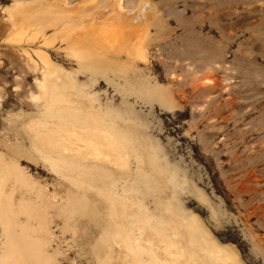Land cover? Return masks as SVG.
Wrapping results in <instances>:
<instances>
[{"label":"rangeland","instance_id":"374dc122","mask_svg":"<svg viewBox=\"0 0 264 264\" xmlns=\"http://www.w3.org/2000/svg\"><path fill=\"white\" fill-rule=\"evenodd\" d=\"M119 1L138 54L81 60L115 0H0V264H264V0Z\"/></svg>","mask_w":264,"mask_h":264},{"label":"bare ground","instance_id":"6f19581e","mask_svg":"<svg viewBox=\"0 0 264 264\" xmlns=\"http://www.w3.org/2000/svg\"><path fill=\"white\" fill-rule=\"evenodd\" d=\"M122 1V0H121ZM124 1V0H123ZM126 1V0H125ZM106 4V3H105ZM125 4L123 3V5H121V3H120V1L119 0H115V2L113 3V4H111V5H109L108 6V4H106V5H104L103 6V9L104 10H102V12H107V16L106 17H104L103 15V17L105 18L104 19V21L102 22V23H104V26H106L107 28L106 29H108V34H106L105 36V39L107 38V37H110V39H109V41H107L108 43L107 44H105L104 45V47H102V48H100V49H98V51H94L92 48H90V47H88V46H86L85 44L83 45V46H81L80 44H78V46H76V47H74V52H75V54L81 59V60H91V58H94L95 60H97L100 56H106L107 58H109V59H113L115 56H119L120 54H121V52H123L124 50H126V51H128V53L130 54V55H135V52H136V54H138V46H139V40H140V37H139V35H142V34H138V40L136 41L135 40V29H143V27L145 26V20L143 21L142 19H143V15H141V14H143V9H142V7H141V14L139 13V15L136 17L137 18V20H138V22L141 20V24H139L138 26H136L135 24H133V23H131L130 21H129V15H133V18H134V20H135V12L134 13H132V14H129L128 12H126L125 11V7H123ZM126 5H128V4H126ZM140 7V6H139ZM133 8H134V6H133ZM129 9H131V8H129ZM128 9V10H129ZM147 11V10H146ZM101 13V12H100ZM140 16V17H139ZM139 17V18H138ZM99 19H101L100 17H97L96 18V21L97 20H99ZM136 20V21H137ZM97 23V22H96ZM102 23H100V25H103ZM147 23V22H146ZM136 24H137V22H136ZM148 25V24H147ZM146 27H148V26H146ZM95 29V28H94ZM126 29H129V31H127ZM131 29V30H130ZM130 39V41H128ZM77 40V39H76ZM99 44V43H98ZM91 46V45H90ZM94 46V45H93ZM96 47V46H95ZM142 50V49H141ZM93 60V59H92ZM94 60V61H95ZM48 61V60H47ZM50 63V62H49ZM48 63V64H49ZM53 65V64H52ZM90 66V65H89ZM91 68H93V67H91ZM49 69V68H48ZM51 69V68H50ZM52 70V69H51ZM50 71V70H49ZM53 73V72H52ZM51 73V74H52ZM46 74H47V72H46ZM49 74V73H48ZM51 74H49V75H51ZM46 77V76H45ZM49 78H50V76H49ZM48 79V78H47ZM47 81V80H46ZM49 81V80H48ZM48 83V82H47ZM49 83H50V81H49ZM43 84V83H42ZM46 84V83H45ZM44 84V85H45ZM52 85V84H51ZM61 85V84H60ZM55 86H56V84H55ZM59 86V85H58ZM57 86V87H58ZM63 86V85H62ZM46 88H47V86H45ZM49 87V86H48ZM53 87V86H52ZM51 87V88H52ZM56 87V88H57ZM61 87V86H60ZM60 87L58 88V89H60ZM50 88V89H51ZM55 88V87H54ZM52 90H56V89H52ZM52 90H51V93H53L52 92ZM61 90H62V88H61ZM57 91V90H56ZM46 93H48L49 94V92H46ZM58 93H59V90H58ZM57 92H56V94H58ZM47 94V95H48ZM55 94V93H54ZM63 94V93H62ZM61 94V92H60V95H62ZM51 95V94H50ZM53 96V95H52ZM57 96V95H56ZM55 96V97H56ZM64 96V95H63ZM51 97V96H50ZM49 97V98H50ZM60 98V97H59ZM65 98H67V97H65ZM51 99V98H50ZM56 99H58V96L56 97ZM56 99H55V101H56ZM64 100V99H63ZM66 100V99H65ZM50 101V100H49ZM52 101H54V99L52 98ZM62 100L60 99V103L62 104L63 103V101L61 102ZM50 103V102H49ZM52 103V102H51ZM56 103H57V101H56ZM52 105V104H51ZM54 105V104H53ZM57 105V104H56ZM60 105V104H59ZM48 106V105H47ZM50 106V105H49ZM53 107H55V106H53ZM60 107V106H59ZM73 107V106H72ZM74 108V107H73ZM76 108V107H75ZM78 108V107H77ZM80 109V108H79ZM80 110H82V109H80ZM53 111V110H52ZM89 112H90V109H89ZM71 114V113H70ZM70 114H69V116H70ZM90 115V114H89ZM95 116V115H94ZM66 117H67V115H66ZM78 117H80V116H78ZM98 117V116H97ZM71 118V117H70ZM73 118V117H72ZM75 118H77V117H75ZM87 118H89V117H87ZM96 118V117H95ZM94 118V119H95ZM66 119V118H65ZM83 119V118H82ZM81 120V119H80ZM86 120V119H85ZM90 120V119H89ZM96 120H98V118L96 119ZM100 120V119H99ZM69 122V121H68ZM71 122H73V121H71ZM81 122H82V120H81ZM87 122H88V119H87ZM63 123V122H62ZM62 123H60V124H62ZM58 125H59V123H57ZM56 124V125H57ZM57 125V126H58ZM64 125V127H65V125H67V124H63ZM88 125V124H87ZM89 125H91L90 123H89ZM60 126V125H59ZM83 126V125H82ZM92 126V125H91ZM97 126V125H96ZM99 126V125H98ZM68 127V126H67ZM67 127H65V128H67ZM72 127H74V126H72ZM87 127V126H86ZM58 128V127H57ZM88 128V127H87ZM101 128V127H100ZM103 128V127H102ZM56 129V128H55ZM68 129V128H67ZM75 129V128H74ZM77 129H78V126H77ZM80 129H82V128H80L79 127V129L78 130H80ZM92 129V128H91ZM94 129V128H93ZM107 129V128H106ZM57 130V129H56ZM59 130V129H58ZM77 130V131H78ZM83 130H85V128L83 129ZM83 130H81V131H83ZM103 130V129H102ZM55 131V130H54ZM70 131V130H69ZM68 132V131H67ZM79 132V131H78ZM86 132H89V130L88 131H86ZM92 132H94V131H92ZM91 132V133H92ZM58 132L56 131V135H58L57 134ZM95 133H96V131H95ZM101 133H103V132H101ZM114 133V132H113ZM112 133V134H113ZM100 134V133H99ZM105 135L106 134H108V133H104ZM60 135H62V134H60ZM71 136H72V138H70V139H74L73 137L74 136H76L78 139H80L81 141H83L84 143H85V146H86V148H87V150H88V152L89 153H92V154H95V155H101V154H103V153H105L104 152V150L102 149V147L100 146V139H101V136H99L100 138H99V142L97 141V138H96V141L94 140V138H95V136H93V138H91V137H86V136H82V135H80V133L78 134V133H74V134H70ZM69 135V137H71ZM93 135V134H92ZM96 135V134H95ZM59 136V135H58ZM58 136H57V138H58ZM98 135H96V137H97ZM113 136V135H112ZM64 137V136H63ZM116 136H114V138H115ZM54 138V137H53ZM52 138V139H53ZM56 138V137H55ZM60 138V137H59ZM120 138H122V137H120ZM62 139V138H61ZM60 139V141H62ZM68 139V138H67ZM111 139V138H110ZM117 139H119V137H117ZM54 140V139H53ZM55 140H57V139H55ZM77 140V139H76ZM76 140H75V142H76ZM109 139H106V141H108ZM121 140V139H120ZM58 141V140H57ZM79 141V140H78ZM106 141H103L102 140V143L103 142H106ZM119 141V140H118ZM122 141V140H121ZM120 141V142H121ZM54 141H52L51 140V143H53ZM62 142H64V140L62 141ZM67 142H68V140H67ZM67 142H66V144H67ZM75 142H74V144H75ZM98 144H97V143ZM123 142V141H122ZM55 143V145L54 146H56V144H57V142H54ZM59 143V142H58ZM79 143V142H78ZM77 143V144H78ZM109 143V142H108ZM107 143V144H108ZM65 144V145H66ZM124 144V143H123ZM52 145V144H51ZM63 145V144H62ZM65 145H63V147L65 146ZM101 145H103V144H101ZM113 145V144H112ZM67 146H68V144H67ZM77 146V145H76ZM105 146H106V144H105ZM104 146V148H107V147H105ZM107 146H109V145H107ZM57 147V146H56ZM55 147V148H56ZM68 148V147H67ZM79 148V147H78ZM109 148H110V146H109ZM113 148V147H112ZM115 148V147H114ZM114 148H113V150H114ZM124 148V147H123ZM65 149V148H64ZM63 149V150H64ZM74 149V148H73ZM81 149V148H80ZM80 149H79V151H80ZM111 149V148H110ZM109 149V150H110ZM119 149V148H118ZM122 149V148H121ZM63 150H62V152H63ZM66 150V149H65ZM64 150V151H65ZM68 150V149H67ZM66 150V151H67ZM120 150V149H119ZM118 150V151H119ZM57 151V150H56ZM70 151V150H69ZM77 151V150H76ZM116 151V150H115ZM118 151H116V152H118ZM78 152V151H77ZM114 152V151H113ZM121 152V151H120ZM120 152H118V153H120ZM126 152V151H125ZM64 153V152H63ZM62 153V154H63ZM70 153V152H69ZM72 153L73 154H75L73 151H72ZM66 154V153H65ZM67 154H68V152H67ZM77 154V153H76ZM109 154V153H108ZM114 154V153H113ZM121 154V153H120ZM64 155V154H63ZM94 155V156H95ZM115 155H117V153L115 154ZM126 155H127V153H126ZM56 157L58 156V155H55ZM62 156V155H61ZM69 156V155H68ZM77 156V155H76ZM75 156V157H76ZM82 156H83V153H82ZM82 156H80V157H82ZM93 156V157H94ZM111 156H113V155H111ZM118 156H119V154H118ZM124 157H126L125 155H123ZM58 157H60V156H58ZM63 157V156H62ZM71 157V156H70ZM90 157V156H89ZM95 157H97V156H95ZM98 157H100V156H98ZM108 157H110V156H108ZM117 157V156H116ZM121 157V156H120ZM61 158V157H60ZM83 158H85V154H84V156H83ZM103 158H104V156H103ZM112 158V157H111ZM54 159V158H53ZM110 159V158H109ZM114 159H115V156H114ZM119 159V158H118ZM117 159V161H121L122 160V158L121 159H119L118 160ZM100 160H101V158H100ZM113 160V159H112ZM58 161H60V160H58L57 159V161H56V159H55V161L54 162H56V163H54V164H58L57 162ZM103 161V160H102ZM104 161H105V159H104ZM123 161H125V160H123ZM123 161H121L120 162V164H122V162ZM127 161V160H126ZM115 162V161H114ZM64 163V162H63ZM117 163V162H116ZM119 163V162H118ZM65 164V163H64ZM64 164H63V166H64ZM61 165V164H60ZM67 165L68 164H66V167H67ZM71 165V164H70ZM123 165H124V162H123ZM58 167H59V165H57ZM56 166V167H57ZM62 167V166H61ZM72 168H74L73 166H72ZM57 169H59V168H57ZM63 170H65L64 168H62ZM75 169H76V167H75ZM62 170V171H63ZM79 170V169H78ZM60 171H61V168H60ZM61 171V172H62ZM75 171V170H74ZM77 171V170H76ZM63 172H65V171H63ZM62 172V173H63ZM65 175H67V173H65ZM83 175V174H82ZM82 177V176H81ZM78 179V178H77ZM81 179V178H80ZM75 181H76V179H74ZM80 181V180H79ZM78 180H77V182H79ZM81 182H83V180H81L80 181V183ZM79 184V183H78ZM91 185V184H90ZM116 185V184H115ZM82 186V185H81ZM111 186H114V185H112V183H111ZM116 187V186H115ZM114 187V188H115ZM110 188H113V187H110ZM113 188V189H114ZM103 190V189H102ZM106 190V189H105ZM109 190V189H108ZM115 190V189H114ZM114 190H112L113 191V195H114ZM111 191V190H110ZM102 192V191H101ZM104 192H107V191H104ZM112 195V196H113ZM111 196V197H112ZM109 197H110V195H109ZM112 199V198H111ZM111 199H109V201L111 200ZM114 202V201H113ZM116 202H117V200H115V205H116ZM110 204H113V203H110ZM118 204V203H117ZM120 205V204H119ZM117 208V207H116ZM110 212V211H109ZM108 215V214H107ZM110 217H111V215H110ZM108 220H109V216H108ZM110 220H111V218H110ZM117 220V219H116ZM110 222H112V220L110 221ZM109 222V223H110ZM115 224V223H114ZM111 225H112V223H111ZM115 226H119V225H116L115 224ZM175 227V226H174ZM180 227V226H179ZM176 229H178V228H176ZM180 230H181V228H180ZM195 230V229H194ZM178 231H179V229H178ZM182 231H184V230H182ZM189 231V230H188ZM186 232H187V229H186ZM184 234V233H183ZM158 235V234H157ZM171 236L170 237H172L173 235L175 236V234H173V233H171L170 234ZM179 235V234H178ZM180 235H182V233H180ZM180 235H179V237H180ZM185 235V234H184ZM194 235V234H193ZM199 235H201V234H199ZM204 235V234H203ZM155 236V235H154ZM153 236V237H154ZM177 236V235H176ZM191 236V235H190ZM195 236V235H194ZM164 237V236H163ZM183 237H186V236H183ZM182 237V238H183ZM189 236H187L186 237V239L188 238ZM201 237V236H200ZM206 237V236H205ZM204 236H203V238H205ZM155 238V237H154ZM158 238V237H157ZM174 238V240L172 239V242L171 243H173V241H175V237H173ZM181 238V237H180ZM192 238V237H191ZM197 238H199V236L197 237ZM189 239H190V237H189ZM206 239V238H205ZM209 239H211V238H209ZM208 239V237H207V239H206V241H208L209 240ZM158 241H159V239H157ZM170 240H171V238H170ZM180 240H182V239H180ZM190 240H192V239H190ZM199 240H200V238H199ZM141 241V240H140ZM153 241V240H152ZM161 241H163V243H165L166 242V244H167V238H166V241L164 242V239L163 238H161ZM195 241V240H194ZM196 241H198V240H196ZM205 241V242H206ZM210 241H212V239L210 240ZM142 242V241H141ZM175 242H177V241H175ZM185 242V241H184ZM193 242V241H192ZM202 242V241H201ZM150 243V242H149ZM152 243V242H151ZM150 243V244H151ZM162 242L160 243V245L162 244V246H164V244H163ZM198 243V242H197ZM196 243V244H197ZM200 243V242H199ZM198 243V244H199ZM207 243V242H206ZM209 243V242H208ZM216 243V242H215ZM165 244V245H166ZM175 244V243H174ZM179 244H182V243H179ZM184 244H186V243H184ZM195 244V243H194ZM193 244V245H194ZM195 244V245H196ZM201 244V243H200ZM159 245V246H160ZM178 245V244H177ZM189 246H190V244H188ZM195 245H194V247H195ZM203 244H201L200 246H202ZM207 245V244H206ZM208 245H210V244H208ZM153 246V245H152ZM155 246V245H154ZM158 246V245H157ZM173 246V245H172ZM174 246H176V245H174ZM180 247L182 246V245H179ZM179 246L178 247H175L176 249H178L179 248ZM196 246H198V245H196ZM212 246V245H211ZM214 246V245H213ZM217 246V245H216ZM169 246H166L165 248H168ZM218 247H222V246H220V245H218ZM142 248V247H141ZM144 248V247H143ZM149 247H147V249H148ZM160 247H158V249H159ZM184 248V247H183ZM188 248V247H187ZM186 248V249H187ZM211 248V247H210ZM210 248H208V249H210ZM226 248V247H225ZM157 248L155 249L154 248V250H156V252H157V250H158ZM163 249H164V247H163ZM172 249H173V247H172ZM180 249V248H179ZM178 249V250H179ZM182 249V248H181ZM181 249H180V251H181ZM190 249H192V248H190ZM196 249V248H195ZM207 249V248H206ZM205 249V250H206ZM220 249V248H219ZM222 249V251H223V249L224 248H221ZM174 250V249H173ZM183 251H184V249H182ZM188 250H189V248H188ZM197 250V249H196ZM212 250H214V249H212ZM12 251V250H11ZM150 251H152V250H150ZM179 251V252H180ZM186 251V250H185ZM200 250L198 249V252H199ZM203 251V250H202ZM208 252H209V250H207ZM211 251V250H210ZM221 251V252H222ZM164 252V251H163ZM175 253H177L178 254V252H176V250L174 251ZM182 252V251H181ZM187 252V251H186ZM190 252V251H189ZM189 252H187V253H189ZM194 252H196V251H194ZM198 252H196V253H198ZM201 252V251H200ZM211 252H213V251H211ZM219 252V254L217 255V252L215 253V252H213L212 253V255H214V262H221V263H223V264H239L238 263V261L236 260L237 258H235L234 256H233V254L232 255H228V254H226V252L224 251V255L222 256L221 254V252L220 251H218ZM229 253H230V251H228ZM227 252V253H228ZM158 253V252H157ZM161 253V252H160ZM203 254L205 253V252H202ZM215 253V254H214ZM232 253V252H231ZM12 254V253H11ZM166 254V253H165ZM177 254H176V256H177ZM191 254L192 253H190V255H188V256H191ZM195 254V253H194ZM203 254H202V256H203ZM207 254V253H206ZM211 255V253L209 252L208 253V255ZM167 255V254H166ZM178 255H180V254H178ZM199 255V254H198ZM9 256V255H8ZM11 256V255H10ZM13 256V255H12ZM12 256L10 257V259L12 258ZM184 256V255H183ZM193 256H195V255H193ZM200 256H201V254H200ZM154 257V256H153ZM158 257V256H157ZM168 257H169V255H168ZM170 257H172V256H170ZM192 257V256H191ZM205 257V256H204ZM15 258V257H14ZM177 258V257H176ZM178 258H179V256H178ZM177 258V259H178ZM180 258L181 259H184L185 260V257L184 258H182V256L180 255ZM180 258H179V260H180ZM196 257H194V259H195ZM197 258H200V257H197ZM211 259V257H208V259ZM213 258V257H212ZM13 259V258H12ZM42 259V258H41ZM44 259V258H43ZM170 259V258H169ZM201 259V258H200ZM14 260V259H13ZM16 260V259H15ZM47 260V259H46ZM139 260V259H138ZM9 261V262H8ZM7 261V263H11L12 264V261L10 262V260H8ZM18 261H21V260H19L18 259ZM141 261H142V259H141ZM158 261H159V259H158ZM166 261H167V259H166ZM168 261H170V264H176V262H178L177 260H175V259H171V260H168ZM186 261V260H185ZM191 261V260H190ZM196 261H198L197 259H196ZM200 261V260H199ZM202 261V260H201ZM206 261V260H205ZM208 262H209V260H207ZM42 262V261H41ZM40 262V263H41ZM139 262H140V260H139ZM144 262V261H143ZM160 262H162V261H159L158 262V264H160ZM186 262H188V260L186 261ZM192 262V261H191ZM194 262V261H193ZM192 262V263H193ZM213 262V261H212ZM240 262V261H239ZM13 263H16V264H18V263H20L21 264V262H18L17 263V261H15V262H13ZM43 263V262H42ZM47 263H49V262H47ZM46 263V264H47ZM188 263H190V262H188ZM191 263V264H192ZM195 263V262H194ZM141 264V263H140ZM144 264V263H143ZM166 264H167V262H166ZM182 264H186V263H182ZM202 264V263H201ZM207 264V263H206ZM210 264V263H209Z\"/></svg>","mask_w":264,"mask_h":264}]
</instances>
